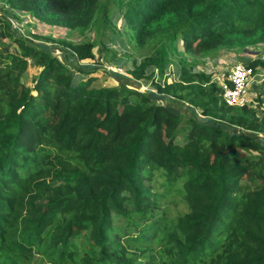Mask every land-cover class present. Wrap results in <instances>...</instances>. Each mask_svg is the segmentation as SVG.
Masks as SVG:
<instances>
[{"label":"trees","instance_id":"obj_1","mask_svg":"<svg viewBox=\"0 0 264 264\" xmlns=\"http://www.w3.org/2000/svg\"><path fill=\"white\" fill-rule=\"evenodd\" d=\"M7 3L76 27L90 22L99 0ZM117 4L135 40L160 57L177 39L198 54L264 45V0ZM14 35L0 18V264L36 256L47 264H264V114L225 104L215 83L182 68L180 81L159 89L212 118L199 121L124 84L94 85L92 69L72 70ZM70 49L73 66L92 57L89 42ZM29 60L39 67L33 86L22 79ZM147 65L132 74L145 76ZM73 71L83 76L76 84ZM238 144L257 155H242ZM169 195L184 213L158 212Z\"/></svg>","mask_w":264,"mask_h":264},{"label":"rangeland","instance_id":"obj_2","mask_svg":"<svg viewBox=\"0 0 264 264\" xmlns=\"http://www.w3.org/2000/svg\"><path fill=\"white\" fill-rule=\"evenodd\" d=\"M0 13H2L0 18L9 21L15 37L30 45L44 48L51 55L65 62L72 70L80 65L86 69H92L94 85L111 88L124 84L128 88L149 95L156 104L165 105L187 116H193L199 121H211L212 118L203 115L200 108L194 107L187 100L176 97L178 92L167 93L159 89L162 88L161 85H173L174 82L180 81L182 68L187 69L196 82L202 80V76L205 75L203 77L209 81H203V85L208 86L210 83H215L217 88V79L225 77L232 61H241L246 64L258 61L254 67L255 73L264 72V65L261 64V61H264V45L261 46V43H250L248 46L235 49L220 48L208 54H198L186 51L182 42L177 39L168 54L160 57L157 48L153 49V44L147 46L135 40L133 31L126 27V21L118 11L117 0H99L94 16L86 26L70 27L52 24L9 6L7 0H0ZM3 41L11 42L10 50L20 53V48L9 37L4 38ZM83 42L91 43L92 57L76 61L77 65L73 66L74 60L71 58L70 45ZM144 60L148 62L145 76L138 78L132 74V71ZM28 62L22 79L26 85L33 86L39 73V67L30 60ZM81 77L83 76L77 71H73L74 84ZM249 88L252 96L256 88L253 85ZM188 90L187 88L184 91ZM253 97L261 101L260 94L255 93ZM253 108L261 112L262 106L260 107L259 104ZM235 128L239 130L238 127ZM243 131L249 135H259L255 131ZM185 140L183 131L175 133L174 141L177 144H182ZM244 145L238 144L234 149L242 155H257L254 150L245 148ZM151 188H154L152 184ZM159 206L158 212L163 210V213L170 218L186 211L184 202L171 195L165 196L159 202ZM155 212L152 211L151 214ZM27 264L47 263L36 256Z\"/></svg>","mask_w":264,"mask_h":264},{"label":"built area","instance_id":"obj_3","mask_svg":"<svg viewBox=\"0 0 264 264\" xmlns=\"http://www.w3.org/2000/svg\"><path fill=\"white\" fill-rule=\"evenodd\" d=\"M217 83L225 104L238 107L260 104V113L264 114V72L255 73L254 67L241 61H232L228 73L223 78L219 77ZM250 85L256 88L255 93L260 94V102L253 97L255 93L251 96Z\"/></svg>","mask_w":264,"mask_h":264},{"label":"clouds","instance_id":"obj_4","mask_svg":"<svg viewBox=\"0 0 264 264\" xmlns=\"http://www.w3.org/2000/svg\"><path fill=\"white\" fill-rule=\"evenodd\" d=\"M249 65V64H248Z\"/></svg>","mask_w":264,"mask_h":264},{"label":"crops","instance_id":"obj_5","mask_svg":"<svg viewBox=\"0 0 264 264\" xmlns=\"http://www.w3.org/2000/svg\"><path fill=\"white\" fill-rule=\"evenodd\" d=\"M264 88V87H263Z\"/></svg>","mask_w":264,"mask_h":264}]
</instances>
